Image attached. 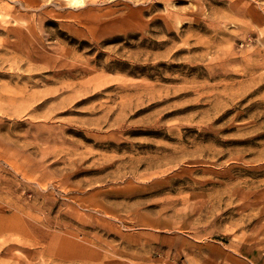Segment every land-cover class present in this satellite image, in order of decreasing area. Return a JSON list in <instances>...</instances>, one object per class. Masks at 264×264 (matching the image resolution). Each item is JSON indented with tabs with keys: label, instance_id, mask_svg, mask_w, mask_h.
I'll return each instance as SVG.
<instances>
[{
	"label": "rangeland",
	"instance_id": "1",
	"mask_svg": "<svg viewBox=\"0 0 264 264\" xmlns=\"http://www.w3.org/2000/svg\"><path fill=\"white\" fill-rule=\"evenodd\" d=\"M0 230V264H264V0H0Z\"/></svg>",
	"mask_w": 264,
	"mask_h": 264
},
{
	"label": "bare ground",
	"instance_id": "2",
	"mask_svg": "<svg viewBox=\"0 0 264 264\" xmlns=\"http://www.w3.org/2000/svg\"><path fill=\"white\" fill-rule=\"evenodd\" d=\"M0 231H1V230H0ZM37 241H38V240H37ZM35 243H36V242H35ZM38 244H39V243H38ZM43 247H44V246H43ZM43 247H42V248H43ZM89 251H90V250H89ZM87 256H88V255H87Z\"/></svg>",
	"mask_w": 264,
	"mask_h": 264
}]
</instances>
